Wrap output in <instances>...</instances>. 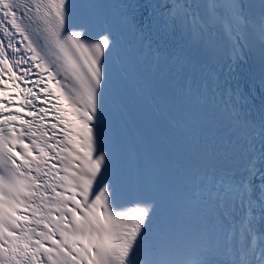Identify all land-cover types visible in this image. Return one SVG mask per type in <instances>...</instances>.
<instances>
[{
    "label": "snow or ice",
    "instance_id": "1",
    "mask_svg": "<svg viewBox=\"0 0 264 264\" xmlns=\"http://www.w3.org/2000/svg\"><path fill=\"white\" fill-rule=\"evenodd\" d=\"M0 264H264V0H0Z\"/></svg>",
    "mask_w": 264,
    "mask_h": 264
}]
</instances>
